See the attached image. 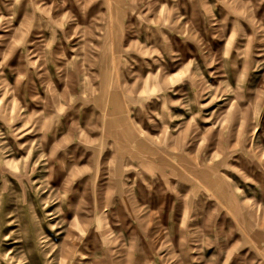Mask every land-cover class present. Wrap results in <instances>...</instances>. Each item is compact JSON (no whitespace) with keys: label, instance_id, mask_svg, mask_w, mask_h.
I'll return each instance as SVG.
<instances>
[{"label":"rangeland","instance_id":"1","mask_svg":"<svg viewBox=\"0 0 264 264\" xmlns=\"http://www.w3.org/2000/svg\"><path fill=\"white\" fill-rule=\"evenodd\" d=\"M0 252L264 264V0H0Z\"/></svg>","mask_w":264,"mask_h":264},{"label":"bare ground","instance_id":"2","mask_svg":"<svg viewBox=\"0 0 264 264\" xmlns=\"http://www.w3.org/2000/svg\"><path fill=\"white\" fill-rule=\"evenodd\" d=\"M3 204H4V203H3ZM2 236H3V235H2ZM30 239H32V238H30ZM1 251H2V250H1ZM63 251H64V250H63ZM63 251H62V252H63ZM6 253H7V252H6ZM64 253H65V252H64ZM0 254H1V252H0ZM59 254H60V253H59ZM18 257H19V256H18ZM6 259H7V258H6ZM16 259H18V258H16ZM1 261H2V260H1ZM0 264H1V263H0Z\"/></svg>","mask_w":264,"mask_h":264}]
</instances>
